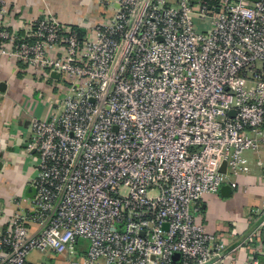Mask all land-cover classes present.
I'll list each match as a JSON object with an SVG mask.
<instances>
[{"label": "built area", "instance_id": "built-area-1", "mask_svg": "<svg viewBox=\"0 0 264 264\" xmlns=\"http://www.w3.org/2000/svg\"><path fill=\"white\" fill-rule=\"evenodd\" d=\"M209 1L119 0L85 34L47 16L21 35L0 0V53L68 90L32 119L34 195L0 230V264H30L32 250L68 264H230L239 246L196 214L264 142V0Z\"/></svg>", "mask_w": 264, "mask_h": 264}, {"label": "crops", "instance_id": "crops-1", "mask_svg": "<svg viewBox=\"0 0 264 264\" xmlns=\"http://www.w3.org/2000/svg\"><path fill=\"white\" fill-rule=\"evenodd\" d=\"M175 5L176 0H162ZM196 1V0H192ZM10 28L24 33L26 24L53 17L80 33L90 32L98 23L113 17L119 0H4ZM51 54L61 49L53 46ZM57 76H39L31 68L0 53V230L16 209L31 208L34 189L36 154L24 150L34 118H47L56 113L67 95ZM245 171L228 174L225 182L230 191L205 194L200 201L197 221L205 230L218 236L226 250L239 246L230 264H264V228L260 242L250 234L264 218V142L256 150L243 154ZM221 185V186H222ZM221 188V187H220ZM35 228V224L31 225ZM260 243V244H258ZM87 242L78 239L79 254ZM30 264H68L66 256L50 251L32 250Z\"/></svg>", "mask_w": 264, "mask_h": 264}, {"label": "water", "instance_id": "water-1", "mask_svg": "<svg viewBox=\"0 0 264 264\" xmlns=\"http://www.w3.org/2000/svg\"><path fill=\"white\" fill-rule=\"evenodd\" d=\"M52 75L57 76L56 73H52ZM231 115H233V112H231ZM225 169H226V164H225V162H223L220 170L222 172H225ZM220 191L228 193L230 191V186L228 184H224L221 186ZM174 255H175V258L178 256V254H174ZM173 258H174V256H173Z\"/></svg>", "mask_w": 264, "mask_h": 264}, {"label": "trees", "instance_id": "trees-1", "mask_svg": "<svg viewBox=\"0 0 264 264\" xmlns=\"http://www.w3.org/2000/svg\"><path fill=\"white\" fill-rule=\"evenodd\" d=\"M215 2H216V0H210L209 1V4L211 5V4H215ZM22 35V34H21ZM263 126H264V124H263Z\"/></svg>", "mask_w": 264, "mask_h": 264}, {"label": "rangeland", "instance_id": "rangeland-1", "mask_svg": "<svg viewBox=\"0 0 264 264\" xmlns=\"http://www.w3.org/2000/svg\"><path fill=\"white\" fill-rule=\"evenodd\" d=\"M245 152H246V151H245ZM228 174L230 175V174H233V173L228 171V172L226 173V177L228 176ZM197 214H198V213H197ZM197 214H196V217H197Z\"/></svg>", "mask_w": 264, "mask_h": 264}]
</instances>
